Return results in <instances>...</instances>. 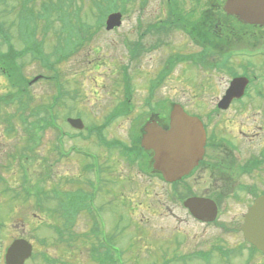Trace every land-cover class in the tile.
Listing matches in <instances>:
<instances>
[{"label":"rangeland","instance_id":"374dc122","mask_svg":"<svg viewBox=\"0 0 264 264\" xmlns=\"http://www.w3.org/2000/svg\"><path fill=\"white\" fill-rule=\"evenodd\" d=\"M51 1L56 0H30L28 6L37 15L35 18L32 16L27 17L25 21L21 22L22 6L20 0H0V12L2 14L0 22L5 32L10 36L9 43L17 50L22 51L26 47L25 41H31L33 38L34 43L31 44L33 47L30 48L33 53L26 52L19 58V63L23 66V74L29 79H33L39 74L51 75L52 72L42 64L41 57L34 53V47H38L46 57L53 60L58 55L62 57L61 50L62 47H65L64 42L67 35L61 32V21L55 14L49 17L45 16L43 4ZM129 2L126 4L128 12L124 15L122 26L111 31H107L105 27L96 30L97 16L91 14V0H78L75 3L77 4L75 8L81 7V16H73L75 22L90 24L95 29L93 28L89 42L68 57H62L57 65L66 96L61 101L62 106L60 107L58 104L55 109L58 122L64 127L67 134L69 132V137L65 138L66 145L68 148L84 146L90 150L100 152L101 165L103 171L105 170V176L101 174V185H104V187L101 189L100 196L96 194V202L105 209L104 211L109 219V230L114 236V243L122 248L120 254L121 264H209L210 261L206 256H203L202 260L196 261L194 259L195 252L199 249L206 250L209 247L213 249L216 245H224L226 249H232L231 257L225 260L219 257L217 251H211L213 259L210 264H245L244 261L248 256V251H240L243 241L237 228L241 224L245 207L252 200V196L248 191L238 192V195L236 194V197H233L231 191L209 190L204 188V184L191 186L189 190H186L187 195L213 196L217 199L219 210L224 213L219 218V226L204 225L197 227L192 222L182 226L178 223L183 231L176 232L174 220L170 216L172 212H176L182 217V220L189 219L181 207L180 200H173L175 191L171 190L170 195H168L162 185L142 179L135 166L137 161L130 162L125 157L121 147L108 149L100 141L101 136L109 142L116 141V139L124 143L130 142L133 121L140 118L141 115V118H143L141 122L143 123L152 113H169L170 104H159L157 106L156 103L162 99H168L170 102L186 100L191 110H196L197 106L206 99H211V102L216 100V96L221 93L226 85L225 81L229 77V72L226 68L210 69L209 66H205L204 62H216L220 58L219 55L228 50L227 46L235 44V48H239L240 41L236 40L231 34L224 39V41L231 39L230 43H224L225 49H221L220 45L216 47L217 44L215 46L216 50L209 52L208 55H203L200 53L201 45L198 49H194L192 45L188 44L189 38L183 36L180 31L168 30L157 34L159 36L157 37L143 30L145 23L151 22L153 16L151 13H158L160 0H147L144 1V5H142L141 0H137L134 4L133 1ZM136 6L138 7L137 13L135 12ZM73 10L69 9L70 12H73ZM156 15H154L155 20L158 19ZM31 26L36 28L34 36L31 30L26 31ZM162 35H165L163 38L165 37L164 40L169 41V45L151 51L150 48L153 46V42L161 38ZM60 36L62 39H60ZM3 37L0 35V49L6 51L8 42ZM250 40L257 41L258 48L263 47L261 44L264 43V37L261 32L257 31L255 38H250ZM126 42L139 43L138 48H140V45L145 46L142 51L140 49L139 57L136 53V57L131 58V49L126 45ZM184 48L186 50H183ZM191 52H196V58ZM165 53L168 56L175 54L173 57H183L181 54L192 56L188 60L187 64L189 66L187 65V68L176 63L175 70H172L170 75L164 79L160 88L151 91L152 81L159 77L156 75L158 69L154 73H148L154 70V65L159 60L165 62L166 58L163 57ZM198 58L202 59L204 63L202 66L198 65ZM240 62H242L240 59L235 60V65H239ZM256 64L260 69L264 67L262 62ZM185 70L187 71L185 72ZM5 75L0 70V97L9 99L11 95L20 90L17 87L13 89L10 86L11 82L8 81ZM128 77L129 80H127ZM128 82L133 87L134 97L131 100L133 114L115 118L108 127L99 128L100 131L93 132L90 135L87 126H92L94 123L96 125L103 124L112 109L124 101L125 97L122 96V91L124 93ZM199 85L202 86L203 90L200 103L192 101L194 97L190 93L196 91ZM29 92H27L29 95L22 96L16 104L13 103L9 107L3 106L0 109V168L3 163H7V168H2L6 169L4 177L9 180L4 184L0 182V187H10L9 195L2 188L0 189V223L4 224L0 229V251H5L14 237L29 236L37 250L49 251L51 255L60 257L68 264H95L88 254L90 247L87 244L89 242L84 241L82 236L86 229H89L92 225L90 216L80 213V216L76 218L77 223L76 227L74 225L73 231L82 234L79 235L80 238L72 242L75 246L71 247L65 242H60L53 230L47 227L50 226L48 225V223H51L50 221L58 222V216L53 212L57 208V203L55 204L53 199H47L44 202L42 207L48 209L49 213L45 215L42 223H40L41 221L34 216V212H40L35 199L13 197L12 190L15 192V189H19L22 182L21 168L14 159L15 155L21 152L28 155L27 164L30 168V174L27 179L30 180L29 186L32 184L34 189L44 188L49 195L51 193L49 190L54 187L68 190L80 188L88 190V182L95 177L93 170L84 171L83 163L85 161H81L80 155H74L68 159L57 158L55 152L56 132L54 130L47 129L44 132L42 139L33 152L26 150L29 144L27 135L24 133V127L19 122L21 120L20 114L25 113L29 119L36 118L34 110L37 106L50 104L53 100L52 96L55 93L58 94V89L56 92V85L53 81L41 79L32 82ZM128 92L126 91V94ZM151 93L153 98L148 105V98ZM22 103L26 104L25 108L20 106L17 111V105L19 106ZM159 110L161 111L159 112ZM41 114L46 116L47 112L42 110ZM79 116L83 118L86 124L82 131L70 127L67 123L68 117ZM233 116L232 113L227 114V118L233 123L228 124L229 129L237 132V128L239 130L243 128L250 134L249 137H245L250 141L247 142L244 139L245 142L241 145L251 153L262 151L264 143V104L249 101V106L246 107L239 118L233 119ZM6 119L13 121L15 131H8ZM134 127V132H137L139 123H135ZM235 135L239 138L240 143L243 140L242 134L235 133ZM238 147L242 148V146ZM227 151L231 152L229 155L239 158L241 164L247 163L248 159L242 157V154L239 155L238 152H232L229 149ZM59 152L61 151L58 150ZM131 174H134V178L130 181L127 178ZM203 179L200 176L197 180H193L191 184L194 185ZM71 180L73 182L68 183ZM245 182H249V180H245ZM263 182L264 177L261 174H259L257 181H251L252 184H256L261 189H264ZM178 191H180L179 188H177L176 193ZM119 193L134 195V202H131L130 196L120 198ZM122 199L128 201L130 205L123 202ZM229 226H235L237 230L228 229ZM40 238L46 239L45 246L40 245ZM178 241L183 242L181 248L176 247ZM256 254L257 256L260 254L259 256L264 259L262 253L256 252ZM186 255L191 256V259H183ZM257 256L256 258L259 259L260 257ZM27 264L44 263L37 257L28 261ZM249 264L262 263L255 259Z\"/></svg>","mask_w":264,"mask_h":264},{"label":"flooded vegetation","instance_id":"af4514ba","mask_svg":"<svg viewBox=\"0 0 264 264\" xmlns=\"http://www.w3.org/2000/svg\"><path fill=\"white\" fill-rule=\"evenodd\" d=\"M227 2L228 0H205V3L204 0H160V9L158 13H151L153 15L151 17V22L148 21L145 23L146 25L144 29L142 28L144 31L157 37H159L157 34L166 32L167 28L173 31H180L183 36L189 38L188 44L192 45L194 49H198L201 45L200 53L203 55H208L209 52L216 50V47L219 45L220 48L222 47L221 49H225L224 43H230L231 39L226 41H224V39L231 34L236 40L240 41L239 48H235V44L227 46L228 50L222 52L219 55V60L216 62H204L206 64L205 66H209L210 69L226 68L229 72V77L225 81L226 85L221 93L216 96V100H212L211 102V99H206L197 106L196 110H191L189 103L186 100H180L179 102L188 114L197 116L201 120L205 130L203 154L199 158V162L195 164L185 176L179 180L172 181L171 183H169V181L162 183L155 180V178L145 177L139 174L142 179L146 181L162 185L168 195H170L171 190H174L175 197L173 200H180L181 207L185 206L187 203L191 204L190 200L193 198L203 197L214 200L219 208L217 199L213 196H189L186 194V190H189L191 186H201L202 184L205 185L204 188L209 190L214 189L219 192L231 191L233 197H236L238 192L248 191L252 196L251 202H253L258 195L264 193V189L251 183V181L254 182L259 179V174L264 177V143L262 151L251 153V151L245 149L241 143L245 142V140L247 142L250 141L245 138L249 137L250 134L243 128H240V130L237 128V132L230 130L228 124L233 123L227 118L228 113L234 115L233 119L239 118L246 107L249 106V101L264 104V67L260 69L256 64L257 62L264 63V43L261 44L263 47L258 48L259 45H257V41L250 40V38H255L257 31L261 32L264 37V23H249L240 19L227 9ZM154 15L158 18L157 20L154 19ZM163 36L165 35H162L161 38L153 42V45L157 46L159 49H162L163 46L167 47L166 45L169 43V41L164 40L165 37L163 38ZM222 41L224 42L221 43ZM183 50L186 49L184 48ZM191 53H193L194 58H196V52ZM165 55L163 57L168 60L170 55ZM181 55L183 57L178 62L183 67L187 68L189 66V64H187L188 60L192 55ZM238 59L242 62H240L239 65H235V60ZM197 63L199 66L204 64L200 58H198ZM165 64L166 61L162 62L159 60V62L154 65V70L148 73H154V71L158 69V74L156 73V75L159 77L152 84V91L159 89L162 82L167 77V75L162 76L163 71L169 66ZM186 71L187 70H185V72ZM242 77L243 79L240 81L239 78ZM246 79L248 81H245ZM233 81L242 82L245 86L244 91L240 87H237L235 91L232 92V87L230 88V86L233 84ZM190 93L194 97L192 101L200 103L203 95L202 86L199 85L196 91ZM210 102L212 103V106ZM223 116L224 118H222ZM138 123L141 126H146L141 132L142 137L143 134L147 133L146 129L148 128V123L152 124L155 128H168L170 124L169 113H153L145 122L142 123L141 121H138ZM183 124L188 126L194 125V133L198 132L197 124L186 120ZM235 133L239 135L242 134L243 140H241L240 143L239 138ZM231 135H233L234 138L231 137ZM138 138L137 132H134V134L131 135L130 147L132 150L138 149V151L141 152L139 154V160L142 162L139 170L155 174L153 162L154 151L143 146L142 149L137 147L138 142L135 141H138ZM197 145L198 139L195 138L196 149H198ZM238 146H242V148H239ZM227 149L232 152L236 151L239 155L242 154V157L248 159L247 163L241 164L239 158L229 155L231 152H228ZM133 154L137 157V153ZM200 176L204 179L192 185L191 182L197 180ZM133 178L134 174H131L130 178L128 177L127 179H130L131 181ZM245 180H249V182H245ZM177 188L180 190L178 193H176ZM182 190L185 192L183 193ZM183 201L185 202L183 203ZM172 213L175 215V217H173L175 231L182 232L183 228L180 227L178 223L183 226L186 223H191V221L182 220V217H177L175 212ZM228 229H238L239 231V226L237 229H235V226H229ZM242 241L243 244L240 246V251H254L253 249L246 247L249 243L245 241L244 237H242ZM225 250L232 251V249ZM206 251H212L211 247L206 248ZM259 255L260 254H258V256L257 254H254V256L257 257H260ZM257 260L264 264L262 257L259 259L256 258V261Z\"/></svg>","mask_w":264,"mask_h":264},{"label":"water","instance_id":"95a60500","mask_svg":"<svg viewBox=\"0 0 264 264\" xmlns=\"http://www.w3.org/2000/svg\"><path fill=\"white\" fill-rule=\"evenodd\" d=\"M228 10L238 14L245 21L251 23H264V0H229ZM258 11L260 13L258 14ZM118 15H112L109 22H115ZM72 124L82 128L81 119H69ZM185 119L178 110L172 116V128H148L149 131L144 137V143L148 148H154L158 168L169 173L173 177L181 175L180 161L187 156V144L193 143L190 137L182 138V122ZM194 127H192L193 129ZM247 238L264 250V198L258 200L255 206L250 209L245 225ZM7 260L11 264H23L24 259L31 251V245L23 240H16L9 248Z\"/></svg>","mask_w":264,"mask_h":264},{"label":"trees","instance_id":"16d2710c","mask_svg":"<svg viewBox=\"0 0 264 264\" xmlns=\"http://www.w3.org/2000/svg\"><path fill=\"white\" fill-rule=\"evenodd\" d=\"M113 4L117 3L118 0H110ZM127 2H129V0H119V5L120 7L125 10L126 9V4ZM119 8V7H118ZM88 26H91L90 24H86ZM89 29L83 30V29H71L70 33L67 36V40H66V47H68V45H70L71 42H73L75 45L80 43L81 39L84 40L83 37H81V35L86 34L87 31ZM74 37V39H73ZM64 51V47L62 48ZM21 53L19 52H15L14 54H3L0 53V60L4 61L5 64L7 65V69H8V74L11 78L12 81V85L14 87H17L20 91L15 93V95H11V99L9 98L8 101H10L8 104L12 105L13 103L16 104V102H18L19 100H21V95L25 96V94L27 93V80L24 77V74L22 73L21 70V66L20 64L17 62L16 57L18 55H20ZM11 67V68H10ZM10 68V69H9ZM53 97V96H52ZM2 99L0 97V104L2 103ZM64 99V97H58V100L55 101L56 104H41L40 106H37V108L34 110L35 114H36V120L34 125L39 126L41 128H45L47 127V125L52 121H56V119L58 118L57 113H56V109L55 107L59 104L60 107L61 105V101ZM2 106V105H1ZM0 106V107H1ZM19 106H26L25 103H22L21 105L19 104ZM18 108V105L17 107ZM44 110L47 112L46 116L41 114V111ZM122 115L123 113H117V115ZM116 115V116H117ZM115 116V117H116ZM51 126V124L49 125Z\"/></svg>","mask_w":264,"mask_h":264}]
</instances>
